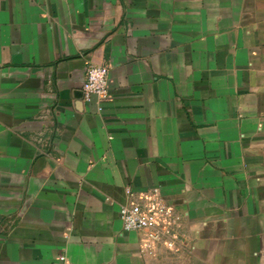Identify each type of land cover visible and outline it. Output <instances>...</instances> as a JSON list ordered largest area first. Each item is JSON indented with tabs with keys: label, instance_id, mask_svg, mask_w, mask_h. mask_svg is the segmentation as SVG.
<instances>
[{
	"label": "crops",
	"instance_id": "1",
	"mask_svg": "<svg viewBox=\"0 0 264 264\" xmlns=\"http://www.w3.org/2000/svg\"><path fill=\"white\" fill-rule=\"evenodd\" d=\"M153 189L158 260L120 217ZM0 264H264V0H0Z\"/></svg>",
	"mask_w": 264,
	"mask_h": 264
},
{
	"label": "built area",
	"instance_id": "2",
	"mask_svg": "<svg viewBox=\"0 0 264 264\" xmlns=\"http://www.w3.org/2000/svg\"><path fill=\"white\" fill-rule=\"evenodd\" d=\"M110 80L108 66L91 64L83 86L85 102L91 103L96 98L99 105L106 103L110 98ZM120 217L126 232L143 234L142 253L155 260L159 259L160 252L177 254L188 247V239L181 236L183 218L165 201L159 189L149 191L144 204L123 206Z\"/></svg>",
	"mask_w": 264,
	"mask_h": 264
},
{
	"label": "water",
	"instance_id": "3",
	"mask_svg": "<svg viewBox=\"0 0 264 264\" xmlns=\"http://www.w3.org/2000/svg\"><path fill=\"white\" fill-rule=\"evenodd\" d=\"M81 94H82V96L84 97V92H83V91H82V93H81Z\"/></svg>",
	"mask_w": 264,
	"mask_h": 264
}]
</instances>
